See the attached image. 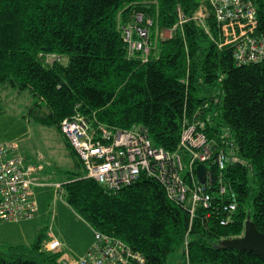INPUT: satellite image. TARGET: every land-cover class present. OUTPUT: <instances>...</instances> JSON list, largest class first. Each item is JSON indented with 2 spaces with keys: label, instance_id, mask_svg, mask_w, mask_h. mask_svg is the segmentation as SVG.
Listing matches in <instances>:
<instances>
[{
  "label": "trees",
  "instance_id": "1",
  "mask_svg": "<svg viewBox=\"0 0 264 264\" xmlns=\"http://www.w3.org/2000/svg\"><path fill=\"white\" fill-rule=\"evenodd\" d=\"M254 1L260 35L264 0ZM199 9V0H0V90L29 92L34 121L64 138L80 171L66 173L63 196L93 230L121 239L145 264H264L255 253L221 247L244 235L248 217L264 234V62L237 66L232 47L219 49L192 20ZM138 15L153 22L147 62L130 56L125 42ZM206 25L218 38L213 15ZM164 31L171 37L156 46ZM2 102L0 95V115ZM77 114L113 128L144 127L154 147L170 153L185 122H205L219 145L229 135L241 160L222 173L240 201L230 224L201 206L191 219L146 175L117 193L87 178L60 128ZM45 242L43 230L30 247L0 250V264H63Z\"/></svg>",
  "mask_w": 264,
  "mask_h": 264
},
{
  "label": "built area",
  "instance_id": "2",
  "mask_svg": "<svg viewBox=\"0 0 264 264\" xmlns=\"http://www.w3.org/2000/svg\"><path fill=\"white\" fill-rule=\"evenodd\" d=\"M199 2L200 9L192 20L210 35L219 49L232 47L237 66L264 62V34H257L258 12L254 0ZM210 14L220 29L218 38L211 35L206 25ZM186 22L180 12V26ZM152 28L151 20L145 21L138 15L135 24L125 30L130 56L140 55L143 62L149 60ZM60 128L82 162L86 177L111 192L117 193L146 175L162 186L165 183L168 199L188 210L191 219L199 206L206 210L218 209L223 214L220 225L225 227L239 209V197L222 175L228 167L241 162L236 145L228 139L229 135L222 145L210 140L205 131L206 123L201 120L185 122L175 153L154 147L148 130L141 126L129 130L113 128L77 114L65 119ZM200 165L207 171L205 185L198 179ZM214 170L219 174L216 182ZM43 172L45 167L28 164L18 147L0 143V222L21 224L36 218L39 205L34 188L43 185L40 175ZM53 186L63 194L62 184ZM216 199H219L217 205ZM93 234V243L83 257L77 261L62 260V263H146L142 255L121 239L95 230ZM61 247L57 239L45 244V249L52 254H59Z\"/></svg>",
  "mask_w": 264,
  "mask_h": 264
},
{
  "label": "rangeland",
  "instance_id": "3",
  "mask_svg": "<svg viewBox=\"0 0 264 264\" xmlns=\"http://www.w3.org/2000/svg\"><path fill=\"white\" fill-rule=\"evenodd\" d=\"M171 35L169 31L158 32L156 39L159 42L156 41L155 45L160 46V41L168 40ZM0 95L3 99L1 108L4 111V115H0V143L18 147L28 164L45 167V172L40 174L43 185L34 188L41 208V215L34 223L35 227H42L52 237L50 241L57 239L79 255L92 237L94 240L93 231L68 207L63 194L53 185L63 184L67 177L66 173H77L80 169L62 135L55 128L44 127L34 121L30 106L35 99L29 92L20 94L12 90H0ZM27 233V238L17 240L16 243L19 244L11 245L24 247L33 245L37 239L34 236L35 228L29 229ZM6 243L0 241V250L10 248ZM70 256L65 254L62 260L71 261L73 256ZM74 259L72 261H77Z\"/></svg>",
  "mask_w": 264,
  "mask_h": 264
},
{
  "label": "crops",
  "instance_id": "4",
  "mask_svg": "<svg viewBox=\"0 0 264 264\" xmlns=\"http://www.w3.org/2000/svg\"><path fill=\"white\" fill-rule=\"evenodd\" d=\"M40 215H41V208H40V205H39V212H38L36 218L34 220H32V221L23 222L21 224L1 223L0 222V232H2V235H0V241L7 242L6 245H9V247L12 246L11 244H13V245L19 244V243H16L17 240H24L25 238H27V236H28L27 231L29 229H34V228H35L34 236H35V238L38 237V235L44 230L42 227H39V226L35 227V224H34V223L37 222V220L39 219ZM89 228L92 229L90 226H89ZM51 238L52 237L49 235V233L46 232V242H45V244L47 242H49ZM92 243H93V237L87 243V245L85 246L83 251H81L79 253V255L74 253L72 251V249L67 244H65V243L62 244L61 243L62 247L60 248V254L62 255L63 258H65L64 257L65 254H68V256L69 255L73 256V257L70 256L72 258L71 261L75 260L74 258H76L78 260V258H81V257H83L86 254V252L89 250V248L92 245Z\"/></svg>",
  "mask_w": 264,
  "mask_h": 264
},
{
  "label": "water",
  "instance_id": "5",
  "mask_svg": "<svg viewBox=\"0 0 264 264\" xmlns=\"http://www.w3.org/2000/svg\"><path fill=\"white\" fill-rule=\"evenodd\" d=\"M206 172V168L203 165L198 166V179L203 185L206 184ZM221 247L237 251L252 252L264 258V234L258 231L252 218L248 217L245 224L244 236L241 238L224 240L221 243Z\"/></svg>",
  "mask_w": 264,
  "mask_h": 264
},
{
  "label": "bare ground",
  "instance_id": "6",
  "mask_svg": "<svg viewBox=\"0 0 264 264\" xmlns=\"http://www.w3.org/2000/svg\"><path fill=\"white\" fill-rule=\"evenodd\" d=\"M163 186H164L165 189L167 188V185H166L165 183H163ZM1 223H2V222H1Z\"/></svg>",
  "mask_w": 264,
  "mask_h": 264
}]
</instances>
